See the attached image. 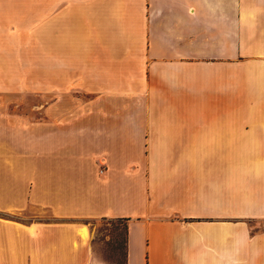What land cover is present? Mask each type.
<instances>
[{
    "label": "crops",
    "instance_id": "0c3cea01",
    "mask_svg": "<svg viewBox=\"0 0 264 264\" xmlns=\"http://www.w3.org/2000/svg\"><path fill=\"white\" fill-rule=\"evenodd\" d=\"M241 182L264 0H0V264L95 259L89 218L125 220L124 264H264Z\"/></svg>",
    "mask_w": 264,
    "mask_h": 264
},
{
    "label": "rangeland",
    "instance_id": "374dc122",
    "mask_svg": "<svg viewBox=\"0 0 264 264\" xmlns=\"http://www.w3.org/2000/svg\"><path fill=\"white\" fill-rule=\"evenodd\" d=\"M239 185V211L243 212L237 216L239 234L248 233L251 236L252 233L264 231V214L255 215L247 212L256 210V207L264 210V192L260 189L250 191L255 184L248 182H241ZM84 221L90 228V246L95 255V259L88 255L85 264H124L125 221L110 218H89ZM247 225L250 231L244 232L242 229Z\"/></svg>",
    "mask_w": 264,
    "mask_h": 264
},
{
    "label": "trees",
    "instance_id": "16d2710c",
    "mask_svg": "<svg viewBox=\"0 0 264 264\" xmlns=\"http://www.w3.org/2000/svg\"><path fill=\"white\" fill-rule=\"evenodd\" d=\"M117 220H123V221H125L124 219H117ZM125 227H126V222H125Z\"/></svg>",
    "mask_w": 264,
    "mask_h": 264
}]
</instances>
